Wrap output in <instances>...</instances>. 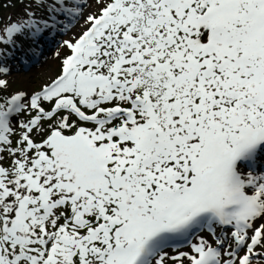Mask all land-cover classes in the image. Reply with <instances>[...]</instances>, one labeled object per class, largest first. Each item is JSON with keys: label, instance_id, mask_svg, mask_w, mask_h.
<instances>
[{"label": "snow or ice", "instance_id": "1", "mask_svg": "<svg viewBox=\"0 0 264 264\" xmlns=\"http://www.w3.org/2000/svg\"><path fill=\"white\" fill-rule=\"evenodd\" d=\"M25 17L0 23V264H264V0ZM73 28L59 75L9 94L22 42Z\"/></svg>", "mask_w": 264, "mask_h": 264}, {"label": "rangeland", "instance_id": "2", "mask_svg": "<svg viewBox=\"0 0 264 264\" xmlns=\"http://www.w3.org/2000/svg\"><path fill=\"white\" fill-rule=\"evenodd\" d=\"M0 4L6 5L0 7V23H7L9 18L12 21L26 18L25 5L31 4V0H23V3L20 0H0ZM29 11H36L37 16L45 15L36 9L35 5H32ZM87 11H91V9ZM87 11H85V15H87ZM73 29L78 31V28ZM71 36V32L52 33L51 35L45 33L39 40L38 46L34 45L31 40L23 41L25 52L19 54L16 60L11 61L9 94L23 92L30 96L50 84L59 75L61 59L65 55L58 57L56 51L62 41L70 39ZM64 51L66 53V49Z\"/></svg>", "mask_w": 264, "mask_h": 264}, {"label": "bare ground", "instance_id": "3", "mask_svg": "<svg viewBox=\"0 0 264 264\" xmlns=\"http://www.w3.org/2000/svg\"><path fill=\"white\" fill-rule=\"evenodd\" d=\"M72 32H75V30L73 29V30L71 31V33H72ZM57 52L60 53V56H62V55L65 54L64 48H62V47H61V48L59 47V48L57 49L56 53H57Z\"/></svg>", "mask_w": 264, "mask_h": 264}, {"label": "trees", "instance_id": "4", "mask_svg": "<svg viewBox=\"0 0 264 264\" xmlns=\"http://www.w3.org/2000/svg\"><path fill=\"white\" fill-rule=\"evenodd\" d=\"M27 60V59H26Z\"/></svg>", "mask_w": 264, "mask_h": 264}]
</instances>
